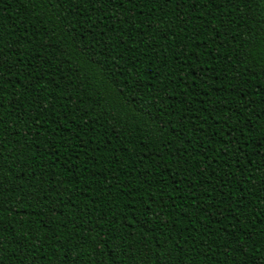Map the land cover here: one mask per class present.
<instances>
[{
	"label": "trees",
	"instance_id": "1",
	"mask_svg": "<svg viewBox=\"0 0 264 264\" xmlns=\"http://www.w3.org/2000/svg\"><path fill=\"white\" fill-rule=\"evenodd\" d=\"M264 264V0H0V264Z\"/></svg>",
	"mask_w": 264,
	"mask_h": 264
},
{
	"label": "snow or ice",
	"instance_id": "2",
	"mask_svg": "<svg viewBox=\"0 0 264 264\" xmlns=\"http://www.w3.org/2000/svg\"><path fill=\"white\" fill-rule=\"evenodd\" d=\"M161 2H162V0H161ZM205 6H206V0H205ZM67 264H75V261L71 258L70 255L67 258Z\"/></svg>",
	"mask_w": 264,
	"mask_h": 264
}]
</instances>
